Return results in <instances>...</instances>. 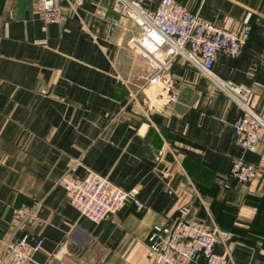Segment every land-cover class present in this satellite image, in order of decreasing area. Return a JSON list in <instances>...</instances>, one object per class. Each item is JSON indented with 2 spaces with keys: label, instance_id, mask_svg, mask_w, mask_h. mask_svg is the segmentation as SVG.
Returning <instances> with one entry per match:
<instances>
[{
  "label": "crops",
  "instance_id": "0c3cea01",
  "mask_svg": "<svg viewBox=\"0 0 264 264\" xmlns=\"http://www.w3.org/2000/svg\"><path fill=\"white\" fill-rule=\"evenodd\" d=\"M74 1L44 28L33 0H0V256L15 213L35 206L20 231L43 241L29 264H151L153 228L185 206L189 218L235 234L216 247L228 264H264V140L253 152L236 143L241 107L177 57L163 77L178 101L146 114L130 101L152 73L131 42L140 27L119 3L81 0L74 10ZM175 1L227 30L251 25L243 53L220 56L213 71L248 88L264 117V0ZM239 158L258 168L254 182L230 178ZM88 171L137 189L142 207L128 202L100 223L83 217L58 181Z\"/></svg>",
  "mask_w": 264,
  "mask_h": 264
},
{
  "label": "built area",
  "instance_id": "2783aa9c",
  "mask_svg": "<svg viewBox=\"0 0 264 264\" xmlns=\"http://www.w3.org/2000/svg\"><path fill=\"white\" fill-rule=\"evenodd\" d=\"M120 4L123 16L135 21L141 31L131 42L148 60L152 73L143 77L139 90L130 101L138 103L145 113H161L164 107L178 101L174 90L164 80V73L177 57L197 67L220 90L242 109L243 114L234 127L236 143L245 151H256L264 140V117L248 103V88L219 78L213 71L220 56L238 58L252 33L251 25L241 31H231L204 21L197 13L175 0H161L152 10L140 0H108ZM82 4L75 0L72 8ZM33 6L43 27L62 23L66 15L63 0H33ZM49 93V89L42 90ZM165 175L168 173L165 171ZM258 168L242 158L232 165L230 177L243 185L258 178ZM69 195L72 205L83 217L95 223L117 214L128 202L141 208L137 189L125 190L94 171L83 177L66 172L58 181ZM179 217L170 225L153 228L147 243V257L151 264H228V258L216 252L218 245L229 246L235 239L231 231L217 224L189 218L185 206L178 208ZM37 208H21L15 213L12 237L5 243L0 264H29L42 247V240L32 244L28 235H20L26 223L36 216Z\"/></svg>",
  "mask_w": 264,
  "mask_h": 264
},
{
  "label": "water",
  "instance_id": "95a60500",
  "mask_svg": "<svg viewBox=\"0 0 264 264\" xmlns=\"http://www.w3.org/2000/svg\"><path fill=\"white\" fill-rule=\"evenodd\" d=\"M203 263V259L201 258L198 262V264H202Z\"/></svg>",
  "mask_w": 264,
  "mask_h": 264
},
{
  "label": "trees",
  "instance_id": "16d2710c",
  "mask_svg": "<svg viewBox=\"0 0 264 264\" xmlns=\"http://www.w3.org/2000/svg\"><path fill=\"white\" fill-rule=\"evenodd\" d=\"M231 178V177H230Z\"/></svg>",
  "mask_w": 264,
  "mask_h": 264
}]
</instances>
